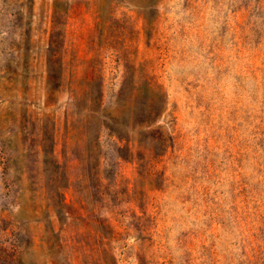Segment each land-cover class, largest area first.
I'll return each mask as SVG.
<instances>
[{"label":"rangeland","instance_id":"obj_1","mask_svg":"<svg viewBox=\"0 0 264 264\" xmlns=\"http://www.w3.org/2000/svg\"><path fill=\"white\" fill-rule=\"evenodd\" d=\"M99 86L122 139L84 111ZM0 264H264V0H0Z\"/></svg>","mask_w":264,"mask_h":264},{"label":"trees","instance_id":"obj_2","mask_svg":"<svg viewBox=\"0 0 264 264\" xmlns=\"http://www.w3.org/2000/svg\"><path fill=\"white\" fill-rule=\"evenodd\" d=\"M49 51H51V53L46 59V90L48 91V97L53 99V92L57 91L60 86L61 61L59 57L55 55L56 53L54 51H56V46H53L52 43L49 45ZM144 82L149 96L145 99L143 107L139 113L137 124L140 127L154 123V120L157 119L165 109V104H163L165 103V96L160 87L152 84L150 80L145 79ZM120 94H127V92H123V87L120 88ZM101 98L102 91L100 86L97 88L90 87V90L86 92L84 99L85 113L90 116L91 119L95 120V123H97V131L104 126L108 128L109 131L115 133L119 139H122V129L113 128V124L103 118L105 116L109 118L110 115L103 113ZM23 115L25 116V114ZM42 122L43 128L36 133V141L34 142V160L38 161V156L41 154V161L44 163V171L48 174L44 185L46 199L48 204L55 209L56 213H60L63 203L62 189L64 186V175L52 154L54 120L49 114H44ZM122 127L125 128L126 124L121 123V128Z\"/></svg>","mask_w":264,"mask_h":264}]
</instances>
